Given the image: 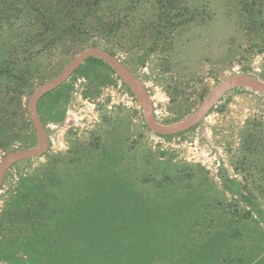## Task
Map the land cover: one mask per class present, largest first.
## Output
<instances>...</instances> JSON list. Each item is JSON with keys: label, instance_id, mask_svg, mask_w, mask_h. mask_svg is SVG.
<instances>
[{"label": "rangeland", "instance_id": "rangeland-1", "mask_svg": "<svg viewBox=\"0 0 264 264\" xmlns=\"http://www.w3.org/2000/svg\"><path fill=\"white\" fill-rule=\"evenodd\" d=\"M33 1L0 0V163L10 152L34 149L29 97L90 47L72 40L36 52L43 44L30 36ZM173 3L183 11L171 17L170 39L139 24L130 43L110 36L99 44L127 69L163 126L195 112L226 77L264 83V0ZM36 111L48 148L4 174L0 264H264V223L255 211H264L262 94L233 88L190 129L159 135L123 80L88 57ZM78 160H93L91 170L74 169L70 179L91 173L92 183L46 194L50 223L27 236L13 212L23 208L21 193L50 184ZM78 197L84 200L75 206ZM87 233L91 249L81 246Z\"/></svg>", "mask_w": 264, "mask_h": 264}, {"label": "trees", "instance_id": "trees-1", "mask_svg": "<svg viewBox=\"0 0 264 264\" xmlns=\"http://www.w3.org/2000/svg\"><path fill=\"white\" fill-rule=\"evenodd\" d=\"M44 1L45 3H43V5L39 4L37 0L33 1L34 7L41 6L37 8L33 7V11H31L32 15L28 18L32 31L30 34L32 41L36 42L35 39H37L39 40L38 42H42L43 44L39 45L36 52L46 51L48 48L52 49L56 48V46H64L66 41L72 40L90 42V47H99V44L110 36L124 40L129 36L130 38H127V43H130L132 37L136 34L135 31H137V28L140 26L139 24H141V26L146 25L149 28H154L157 30L158 37L168 40L171 38V35H167V32L171 31L169 29V27L171 28V17L178 18L183 11V9H173V6H175V3H173L174 0ZM147 3L150 6L148 5V8L143 11V7L147 6ZM175 11V16H172V12ZM34 12L38 14L34 15ZM52 33L57 35V41L52 39ZM8 76L13 81H15V79H20L19 77H14V75ZM91 161L93 160L87 162L81 160L71 161L69 162L71 168L69 167L67 173L57 174L56 177H53V180L50 181V184L45 185V183L41 181L40 184L35 183L21 193L19 202L22 204L23 208L19 210L15 207L13 212L17 214V217L20 216L19 218L25 222L22 228L25 230L26 235L27 233L32 234L34 231H39V229L42 232V229L48 227L50 223V203L46 194L55 190L58 194L61 189H67L68 192L70 191L69 189H71V192H73L72 188L77 183L94 179L95 176L91 173L81 175L78 178V182L70 179V175L73 174L74 169L80 168L81 171L79 172L82 173H87L88 170H91L87 167ZM222 178L226 183H232V181L225 176H222ZM239 186L240 185L236 184V187L239 188ZM262 192L264 197V190ZM77 200H84V198L78 197L75 206ZM87 200H89V195H87ZM254 200L255 199H253V201ZM253 201H249V204L254 210L255 206ZM87 211L89 212V208ZM255 211L260 220L264 223V211ZM43 212L44 214H48L47 217L49 220L45 219V215L43 217ZM41 220L43 221V226ZM87 234L88 238H84L85 240L81 243V246L86 249H91L92 242L89 236L90 233ZM115 237H117V235H115ZM122 237L125 238L127 235L125 234ZM27 239L29 240V237ZM85 262H88V260Z\"/></svg>", "mask_w": 264, "mask_h": 264}, {"label": "water", "instance_id": "water-1", "mask_svg": "<svg viewBox=\"0 0 264 264\" xmlns=\"http://www.w3.org/2000/svg\"><path fill=\"white\" fill-rule=\"evenodd\" d=\"M88 57H95L104 61L111 67L117 76L123 80V82L131 89L134 96L138 100L139 106L143 110L144 119L147 126L151 129V131L159 135H173L190 129L203 117H205L207 112L218 99H220L226 92L233 88H249L264 96V83L260 82L259 80L245 75L229 76L219 82L218 85L208 93L200 107L187 118L171 125H159L155 123L152 118V110L150 108L147 96L141 90L137 82L132 78L127 69L115 57L103 49L94 46L88 47L80 51L78 56L70 61V63L56 78L41 85L29 97L27 109L37 136V143L34 149L16 150L8 153L3 158L2 162L0 163V187L4 174L11 165L27 158L41 156L47 151L48 140L37 114L36 104L38 100L44 97L47 93L53 91L63 84L69 75L81 64V62Z\"/></svg>", "mask_w": 264, "mask_h": 264}]
</instances>
